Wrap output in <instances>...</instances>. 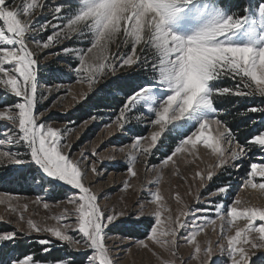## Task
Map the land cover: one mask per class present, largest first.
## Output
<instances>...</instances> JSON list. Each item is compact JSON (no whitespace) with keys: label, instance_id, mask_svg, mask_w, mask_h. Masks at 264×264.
<instances>
[{"label":"snow or ice","instance_id":"6c2138e0","mask_svg":"<svg viewBox=\"0 0 264 264\" xmlns=\"http://www.w3.org/2000/svg\"><path fill=\"white\" fill-rule=\"evenodd\" d=\"M40 16L49 18L38 22ZM73 40L85 42L84 46L66 44ZM62 56L69 58L66 66L75 73V82L87 86L79 98L72 97L77 103L96 91L102 80L121 74L108 93L114 100L123 95L104 124L108 137L131 133L128 125L145 119L152 128L149 134L134 135L130 143L113 147L108 155H102L99 144L73 154L69 137L76 128L55 127L45 119L54 104L38 110L53 91L64 87H42L41 65ZM224 80L232 83L225 86ZM232 97L264 98V0H0V165L35 166L41 180L72 193L61 201L71 210L66 207L49 216L56 222L51 225L26 218L28 205L19 204L21 197L5 195L0 204L9 205L18 222L26 225L24 235L54 238L35 241L42 253L48 254L59 242L55 246L69 254L87 252L85 264H122L121 257L114 255L119 245L108 244L116 239L127 244L120 248L126 256L136 248L159 264H218L217 249L224 258L219 264H264V206L237 195L230 204L216 202L213 215L208 207L190 206L171 188L166 197L159 186L166 169L171 167L179 175L174 158L183 155L188 162L193 157L194 163L201 160L198 146H202L214 163L198 169L191 183L187 177L180 179L188 185L186 195L194 205L211 204V197H226L231 187L221 184L201 194L218 170L239 169L254 150L264 153V128L241 143L228 123L230 113L217 106ZM246 113L264 115V105L247 107L239 114ZM96 119L91 116L77 127ZM250 124L256 126L257 121ZM173 131L178 143L159 165L149 164L153 149L158 144L163 147L165 133ZM116 152L126 162L121 191L132 189L133 180L139 179L141 159L145 172L156 174L148 181L155 187L148 189L147 198L133 203L138 221L150 218L142 239L110 233V226L129 214L128 204L121 198L123 207L106 209L93 190L100 181L89 179L102 177L100 165L116 161ZM137 190L143 191L144 185ZM245 190L264 196V160H248L240 191ZM169 200L177 205L175 210ZM33 203H42L41 197ZM49 207L43 202L44 209ZM217 226L215 246L211 240L202 245L198 237L209 228L216 232ZM17 239V232L0 234V245ZM182 247L192 249L187 259L180 256ZM10 264H75V258L38 260L27 253L11 258Z\"/></svg>","mask_w":264,"mask_h":264},{"label":"rangeland","instance_id":"374dc122","mask_svg":"<svg viewBox=\"0 0 264 264\" xmlns=\"http://www.w3.org/2000/svg\"><path fill=\"white\" fill-rule=\"evenodd\" d=\"M50 3H55L56 0H49ZM47 16H40L37 18L38 22H42L45 19H48ZM48 33H45L46 36ZM83 41L81 40H73L66 41V44L73 47H82L84 46ZM60 58L68 57H59L52 58L45 64L41 65V85L42 87H53L54 85H64L63 88L60 89L59 92L53 91V93L48 97L47 100L42 101L38 105V110L43 111L44 108L55 105L52 107L51 112L45 117L46 120L53 123L55 127H74L76 128V132L72 134L69 139L72 144L73 154L79 152V150L84 148H91L95 144L100 145V149L102 150V155L110 154V150L113 147H119L123 145H127L131 142V139L134 135H148L152 130L151 125L147 119H145L142 123H135L128 125V127L132 128L133 131L130 132H115L114 135L108 137L104 130V124L109 121V119L114 115L116 111L117 104L119 100L123 99V95L119 94L116 96V101L111 104L104 105L102 109H93L89 103L90 100L97 99L98 101V93L102 89H106V87H112V81L117 79L121 74L118 73L117 77H107L102 80L100 84L96 86V91L90 92L88 94L87 99L80 100L78 103L72 99L73 96H77L79 98V94L87 91V86L83 84H77L75 82L76 76L75 73L70 72L68 69L67 62L60 63L58 69L51 71L50 74H54L48 77V74L45 75V71H47L48 65H53L56 62H60ZM72 63H75L73 60ZM48 68V69H47ZM43 73V76H42ZM126 75V74H125ZM50 79L51 83L49 82ZM231 83V82H229ZM228 85V84H227ZM71 89V94H67V90ZM109 88L105 90L104 95L110 96L108 93L110 91ZM96 95V96H95ZM95 97V98H94ZM112 97V96H110ZM236 102V109L238 111H245L247 107L253 106V102L255 106L264 105V98H242V97H234ZM248 100V101H247ZM251 100V101H250ZM250 101V102H249ZM89 106L83 107L88 104ZM221 103L217 102V106L220 107ZM82 108L84 113L80 115L78 118L73 117L74 114L78 113ZM221 109V108H220ZM222 110V109H221ZM222 112H224L222 110ZM240 115V114H238ZM91 116H97L98 119L95 121H91L87 124L86 127L80 128L77 127L81 125L82 122L88 121ZM73 117V118H72ZM242 118L245 122L248 123L247 127L244 128L243 131H246L248 134H252L257 129L264 128V115L260 113H246L242 115ZM255 119L257 121L256 126H252L250 121ZM3 122H0L2 124ZM233 130V128H232ZM183 131H186L184 129ZM235 133L236 131L233 130ZM182 134V132H181ZM178 133L177 131H173L171 134L165 133L164 146L161 147L159 144L157 149H153L154 155L149 159L148 163L153 165H159L161 159L170 154V149L175 147V143H178L176 140ZM103 141V143H101ZM117 156L116 161H105L103 165H100L101 169L104 172L102 177H92L90 176V180H99V183H96L93 190L101 197V204L106 209L116 208L120 209L123 207L121 203V198H123L124 202L128 204L129 214L127 216L121 217L114 226H110V233L116 234L117 236L130 237L131 239H142L144 237L145 226L150 223V218H145L143 221H138L135 218V212L133 209V203L136 200H144L148 196V189L154 188V184H149L148 181L155 180V173H146L144 170V161L141 159L140 163L137 165V170L139 172V179L133 180L134 187L127 192L121 191L122 181L127 178L126 175V162L125 157L120 153L116 152ZM198 155L201 157V160H197L194 163L191 161L193 157H188L187 161L185 160L183 155H179L174 158L177 160V168L179 169V175L174 174V169L171 167L166 169L164 172V179L160 183V188L162 193L168 197L170 188L174 191H178L185 201L190 206L195 207H208L211 214L214 215L213 205L216 202H221L230 204L237 195L242 200L249 201L252 205L264 206V196H261L259 192L254 190H245L240 191L242 182L244 179V173L247 169L248 160H252L253 162H261L264 160V153H260L258 150H254L250 153L249 157L245 158L243 162V166L237 168H228L227 171L218 170L217 175L213 177V181L208 182V185L200 189L202 195L207 194L208 192L213 191L221 184H230V190L226 197H211V204H200L194 205L193 198L186 195V191L188 188L187 184H184L180 179L181 176L187 177L189 179V183H191V177L194 173L199 169L203 171L208 163H214V160L209 156L208 150H205L202 146H198ZM22 173H26V175L20 177ZM40 173H38L35 169V166L25 165V166H16V165H0V197L9 196V197H21L22 199L19 201L20 205L27 204L28 211L24 213L25 217H31L32 219L47 224L56 223L53 220L47 219L51 215H59L64 208H69L71 210V206L66 203H61V201L66 200L68 195H71L70 192H57L50 184L47 183V179L41 180ZM35 177V178H34ZM144 185V190H137L139 185ZM198 188V181L196 182V187L193 188V192ZM75 191V190H73ZM39 196L41 197L42 203H33L35 198ZM43 202H47L50 207L49 209L43 208ZM17 202L13 201L12 204L15 205ZM170 205L175 208L177 205L173 200H169ZM151 207V206H149ZM23 210L22 208L20 209ZM0 234L8 233V232H17L18 239L15 243L5 242L3 245H0V264H10V259L14 257H22L27 253H34L36 259L38 260H54L60 257L68 256L69 259L72 257L75 258V264H85V257H87V252L81 253H67L63 248L56 247L55 244H59V242H55L53 245L52 251L48 254H44L41 252V246L35 243L37 239H50L54 240L53 237L48 236L47 234H36L33 233L31 236L24 235V230L26 229V225L24 223H19L16 214H13L9 210V205L0 204ZM219 225V222H218ZM19 229V231H17ZM219 226H217V231L213 232L211 228L207 230L206 234H202L198 237V240L203 245L206 241L211 240L213 245L215 246L217 240L219 239ZM223 242V241H221ZM17 244H22L25 246L21 251H17ZM108 244L110 246H117L116 252L114 255H119L122 260V264H159L154 257L150 254L137 250L136 248L132 249L131 255L126 256L124 252L120 251V248L127 247V244L120 245L119 240H109ZM8 248H10L8 250ZM159 251V250H158ZM191 247H182L180 249V256L187 259L191 253ZM54 253V254H52ZM219 250L217 249V256L214 257L218 261L224 258L219 257ZM259 254V253H258ZM161 255L165 259H169L166 253L161 252ZM191 264H195V261H192Z\"/></svg>","mask_w":264,"mask_h":264},{"label":"trees","instance_id":"16d2710c","mask_svg":"<svg viewBox=\"0 0 264 264\" xmlns=\"http://www.w3.org/2000/svg\"><path fill=\"white\" fill-rule=\"evenodd\" d=\"M60 60V62H56L55 64H53V65H48V68H49V66H50V68L47 70V71H45L46 73H45V75L46 74H48V77L49 76H52V75H54V74H50L51 73V71H55L56 69L57 70H62V69H58V65L60 64V63H64V62H67L68 60L66 59V58H60L59 59ZM42 76H43V73H42ZM51 80H53V79H50L49 80V82L51 83ZM54 81V80H53ZM229 82H231V81H229V80H224L222 83L225 85V86H227V84L228 85H230L231 83H229ZM107 88H109L110 89V87H106V89ZM106 89H102L99 93H98V96L97 97H99L98 98V101H97V99H93V100H90L89 101V103L91 104V106H93L94 108L93 109H103L104 108V105H107V104H111L112 102H114V101H116L117 99H113L112 97H110V96H108V95H104V93L103 92H105V90ZM96 96V95H95ZM95 98V97H94ZM248 101V100H247ZM251 101V100H250ZM249 101V102H250ZM218 102H220L221 103V105H220V107L219 108H221L223 111H227L228 113H230V115H228L227 116V120H228V123H229V125L231 126V128H233V130H235L236 131V136L238 137V139L240 140V142L241 143H243L244 141H245V139H246V137H249L250 136V134H248L246 131H243L244 130V128L245 127H247V125H248V123L247 122H245V120L242 118V115H238L239 113H240V111H238V109H236V102H237V100L234 98V97H232L231 98V100L229 101V102H227V103H225V102H223V101H218ZM89 103L88 104H86V105H84L83 107L85 108V107H87V106H89ZM253 104V106H255L254 104V102L252 103ZM84 108H82L78 113H76V114H74L73 115V117H76L77 116V118L80 116V115H82L83 113H84V111L83 110H86V109H84ZM88 108V107H87ZM245 110V109H244ZM241 112H243V111H241ZM72 117V118H73ZM24 175H26V173H22L21 175H19L20 177H22L23 178V176ZM57 190V192H62L61 190H59V189H56ZM25 248V246L24 245H22V244H17V251H21L22 249H24ZM10 248H8V250H9ZM52 254H54V253H52Z\"/></svg>","mask_w":264,"mask_h":264}]
</instances>
